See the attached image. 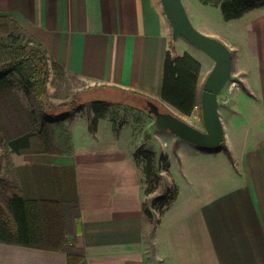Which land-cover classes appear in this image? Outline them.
I'll list each match as a JSON object with an SVG mask.
<instances>
[{
  "label": "crops",
  "instance_id": "crops-1",
  "mask_svg": "<svg viewBox=\"0 0 264 264\" xmlns=\"http://www.w3.org/2000/svg\"><path fill=\"white\" fill-rule=\"evenodd\" d=\"M203 11L196 28L233 54L226 97L218 96L223 148L204 151L155 133L146 142L131 131L116 134L105 118L90 134L87 120L74 115L65 124L72 153L11 156L18 169H74L78 264H264V6L227 22ZM0 16L35 37L67 77L83 82L82 103L115 97L109 92L160 101L166 54L188 52L183 44L177 51L179 38L172 39L161 0H0ZM191 57L200 64V89L208 71ZM168 109L188 124L202 123L197 107L191 116ZM153 139L161 141L169 168L152 197L170 186L177 197L159 216L153 211L151 224L142 211L144 176L133 153L153 148ZM0 264L69 263L64 252L0 243Z\"/></svg>",
  "mask_w": 264,
  "mask_h": 264
},
{
  "label": "trees",
  "instance_id": "trees-1",
  "mask_svg": "<svg viewBox=\"0 0 264 264\" xmlns=\"http://www.w3.org/2000/svg\"><path fill=\"white\" fill-rule=\"evenodd\" d=\"M199 1L218 6L226 22L264 6V0ZM199 72L200 64L190 55L173 58L168 52L161 100L125 92L116 104H144L148 114L147 103L152 102L161 112L173 114L168 109L171 107L182 116H191L197 107L201 118ZM70 80L74 78L66 76L35 37L10 18L0 16V243L64 252L69 264H78L83 254L74 246L80 227L74 169L34 165L18 169L11 158L13 154L72 153L65 124L83 107L90 119L89 132H96L97 123L105 118L110 103L103 100L82 103L83 89L60 103L50 101L48 85ZM118 131L115 128L116 134ZM133 160L141 165L144 176L142 211L147 221L154 224L153 211L162 214L168 209L177 197V188L170 186L152 198L160 187L161 172L169 168L166 157L140 146L134 151Z\"/></svg>",
  "mask_w": 264,
  "mask_h": 264
},
{
  "label": "water",
  "instance_id": "water-1",
  "mask_svg": "<svg viewBox=\"0 0 264 264\" xmlns=\"http://www.w3.org/2000/svg\"><path fill=\"white\" fill-rule=\"evenodd\" d=\"M161 4L171 27L172 39L185 40L203 52L214 65L202 85L200 110L203 131L171 113L161 112L152 102L147 103V112L154 117L153 126L158 131L169 132L201 150L216 151L224 142L218 96L231 78L232 53L222 42L201 34L192 26L181 0H161Z\"/></svg>",
  "mask_w": 264,
  "mask_h": 264
},
{
  "label": "rangeland",
  "instance_id": "rangeland-1",
  "mask_svg": "<svg viewBox=\"0 0 264 264\" xmlns=\"http://www.w3.org/2000/svg\"><path fill=\"white\" fill-rule=\"evenodd\" d=\"M182 3L184 5L185 10L188 12L187 16L192 24V26L201 34L205 35L204 32H202L201 30H199L198 28H196L197 25V21H198V17H200L201 19L203 18L202 15L204 14L206 10L208 11V17L211 18L214 21V18L218 15L221 14V10L219 7H213V6H206L201 4L200 2H198L197 0H191V5H187L188 0H182ZM220 41V40H218ZM221 42V41H220ZM179 44H183V48L186 49L188 52L186 54L188 55H192L195 56V58H197L198 60L201 61V64L203 66V69L207 70L208 73L212 70L214 63L212 62L211 59H209L203 52L195 49L194 47H192L191 45H189L186 41H184L183 39L179 38L178 41L176 42V48L177 51H180V45ZM182 48V49H183ZM231 79V78H230ZM229 82L226 84V86L223 88V90L221 91V93L219 94L220 98H225L226 97V93H227V86ZM82 88H84V84L82 81L74 79V80H70L67 82H59V81H55V84H50L48 85V93L50 95V98L53 103H60L62 100H64V98L66 96H71L72 94H74L75 92H78L79 90H81ZM108 94H111L115 97L113 98H107V96H104L106 98V100H103L105 102L110 103V108L108 109V113L105 116V122L109 123L110 126H112L114 128H118L119 130H127V131H131V135L133 137L137 136L138 139H144L146 137V142L148 140H150L153 136V134H160L163 135L166 139H178L177 137L173 136L172 134H170L169 132H161L158 131L157 129L154 128L153 126V120L152 118L146 114V112L144 110H146V106L144 104H140L138 106H135L134 104H130V103H125L122 105L116 104V101H120L121 97L120 94L118 93H113V92H109ZM116 98V100L114 101V99ZM115 102V103H113ZM114 104V105H113ZM75 116L86 119L87 120V127H89V123H90V119L87 116V110L84 109V107L79 110L78 112L75 113ZM181 118V117H180ZM109 120V121H108ZM99 121L100 124H102V119H100ZM98 121V122H99ZM189 122H191L192 126L198 128L199 130H204L203 124L200 122L194 123L193 120H190ZM98 126V123H97ZM68 129V127H67ZM97 130V128H96ZM70 134V133H69ZM75 134V133H74ZM90 134H95L90 132ZM77 138L80 137V133L76 134ZM71 136V135H70ZM75 136V135H74ZM150 137V138H148ZM180 140V139H178ZM153 148L150 147L148 148L149 150L154 149V152L158 155L161 154V141H158L157 139H153ZM148 146V145H147ZM224 146V143L223 145ZM145 147V146H144ZM149 147V146H148ZM73 148V147H72ZM223 148V147H222ZM166 150H170L165 148ZM213 152V151H211ZM1 153V150H0ZM174 157V156H173ZM172 157V162L175 164V160ZM176 165V164H175ZM161 192L160 190L157 192V195L155 194V197H157L158 195H160ZM152 197V198H155ZM158 210H156V214H158V216L160 215V213L157 212Z\"/></svg>",
  "mask_w": 264,
  "mask_h": 264
}]
</instances>
